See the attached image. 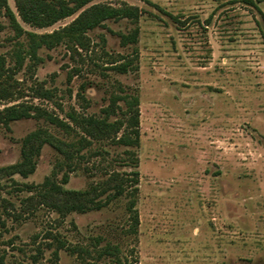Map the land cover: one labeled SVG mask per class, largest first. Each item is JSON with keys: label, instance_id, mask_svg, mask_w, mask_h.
Segmentation results:
<instances>
[{"label": "rangeland", "instance_id": "obj_1", "mask_svg": "<svg viewBox=\"0 0 264 264\" xmlns=\"http://www.w3.org/2000/svg\"><path fill=\"white\" fill-rule=\"evenodd\" d=\"M95 4L134 5L140 15L107 19L71 42L47 37L31 55L29 32L62 31ZM17 19L18 36L0 10V86L10 94L0 109L25 102L71 125V112L102 117L113 94L136 97L138 146L95 140L88 152H111L78 159L64 186L96 183L130 161L125 148L136 150L138 225L127 231L120 198L86 212L44 203L45 178L60 181L64 170L44 144L28 176L0 169V264H108V254L97 257L106 242L120 244L124 264H264V0H93L48 26ZM133 27L137 40L125 44ZM121 63L125 71L113 68ZM117 105L111 120L125 99ZM41 126L75 138L43 117L0 125V167L20 159L22 138ZM55 239L64 241L56 250Z\"/></svg>", "mask_w": 264, "mask_h": 264}, {"label": "trees", "instance_id": "obj_2", "mask_svg": "<svg viewBox=\"0 0 264 264\" xmlns=\"http://www.w3.org/2000/svg\"><path fill=\"white\" fill-rule=\"evenodd\" d=\"M16 13L9 7L7 0H0V10L8 16L9 23L15 35H20L25 30L17 19L37 27L48 26L59 19L70 16L93 0H14ZM140 15V9L134 5H100L95 4L75 18L71 24L62 31L53 34L46 33L37 35L29 32L30 49L29 52L35 56L37 48L47 42V37L56 36L59 40L62 35L67 36L69 42L73 40L78 32L85 31L88 28L103 25L107 19L127 18L135 22ZM63 32V33H62ZM138 28L133 27L128 33L121 34L123 42H136ZM126 63L113 65L120 71L126 70ZM42 96L49 97V89L41 91ZM7 88L0 86V98L9 96ZM125 99L126 107L122 111V116L116 119H109L114 113L118 99ZM110 103L103 107L104 115L96 117L94 115H78L76 112L69 113L70 123L60 119L46 109L37 108L32 104L25 102L6 105L0 109V125L9 128L10 122L28 117H43L46 121L58 125L73 133L75 138L69 140L61 139L44 127H37L29 131L21 140L20 159L0 169H9L12 173H18L22 176H28L37 165L38 156L44 144L52 146L62 155L57 166L62 170L60 181H55L51 177H46L42 186L44 189L40 194L43 202L50 204L61 213L86 212L92 209H100L106 206L116 198L123 199L125 212L127 211L128 226L130 233L137 232L138 212L136 210L137 196L139 192V170L136 150L125 148L124 151L131 154L130 161L122 163L120 168L109 167L103 170L104 176L96 183H91L84 188H67L64 186L69 180V170H74L78 159L84 158L89 161L92 156L109 154L110 148L91 150L92 143L95 140L107 139L110 143L124 146H135L139 144V115L136 108L137 99L135 96L127 97L121 94H113ZM125 123V124H124ZM81 129L76 133V128ZM77 134V135H76ZM85 150V151H84ZM55 196V197H54ZM100 237H96L99 240ZM56 240V239H55ZM56 249L64 245V241L56 240ZM70 246V245H69ZM120 244L106 242L105 245L97 250V257L108 254L111 261L108 264H124L126 258H123L120 252ZM86 252L92 256L82 245L73 244L71 252ZM57 256V251H54ZM126 264H131L127 262Z\"/></svg>", "mask_w": 264, "mask_h": 264}]
</instances>
